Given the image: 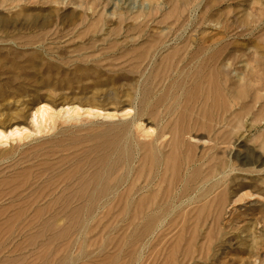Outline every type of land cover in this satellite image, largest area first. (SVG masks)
I'll return each mask as SVG.
<instances>
[{"label":"rangeland","instance_id":"rangeland-1","mask_svg":"<svg viewBox=\"0 0 264 264\" xmlns=\"http://www.w3.org/2000/svg\"><path fill=\"white\" fill-rule=\"evenodd\" d=\"M145 105L157 119L130 125L126 169L99 174L135 199L90 198L111 153L96 146ZM0 132V264H264V0H0ZM48 181L72 193L40 198Z\"/></svg>","mask_w":264,"mask_h":264},{"label":"bare ground","instance_id":"bare-ground-1","mask_svg":"<svg viewBox=\"0 0 264 264\" xmlns=\"http://www.w3.org/2000/svg\"><path fill=\"white\" fill-rule=\"evenodd\" d=\"M206 57V56H205ZM21 59V58H20ZM198 60V59H197ZM23 61L25 62V61H27V62H31V60L30 59H23ZM52 61V60H51ZM14 64H17L16 63V61H12ZM18 62V61H17ZM192 62V61H191ZM190 62V63H191ZM212 64V63H211ZM217 65V64H216ZM51 66V65H50ZM53 66V65H52ZM190 66V65H189ZM185 67V66H184ZM50 68H52V67H50ZM190 68H192V67H190ZM184 69V68H183ZM215 69V68H214ZM43 70H50L49 69V67L46 65L44 68H43ZM206 70V69H205ZM216 70H219V69H217L216 68ZM221 70V69H220ZM219 70V71H220ZM59 71V70H58ZM182 71V70H181ZM223 71V70H222ZM221 71V72H222ZM188 72V71H187ZM189 72H191V71H189ZM208 72V71H207ZM221 72L220 73H218V75H220L221 74ZM51 72H49V74H50ZM53 73V72H52ZM202 73V72H201ZM207 74H209V73H207ZM217 75V74H216ZM221 75H223V72H222V74ZM200 78V77H199ZM209 78V77H208ZM207 77H206V79H208ZM205 79V80H206ZM214 80V79H213ZM217 80V79H216ZM195 81V80H194ZM206 81H208V82H206L207 83V85L209 84V80H206ZM72 83H74V82H72ZM39 84H41L42 86H49L50 87V89H54V88H58V89H60V88H62L64 85H61L59 82H56V83H53L52 81H50V76H48V79H44V80H42V81H40L39 82ZM193 85V84H192ZM206 87V86H205ZM211 87V86H210ZM208 88H209V86H208ZM23 89L24 90H26V87L25 86H23ZM48 90H49V88H47ZM201 89V88H200ZM178 90V89H177ZM183 90V89H182ZM206 90V89H205ZM204 90V91H205ZM215 90V89H214ZM50 91V90H49ZM159 91V90H158ZM184 91V90H183ZM240 91H241V89H240ZM50 92H53V91H50ZM180 93V92H179ZM205 93H208V92H206L205 91ZM3 94V93H2ZM1 94V95H2ZM52 94V93H51ZM203 94V93H202ZM200 95H201V93H200ZM206 95V94H205ZM205 95H204V97L202 98V99H204L205 98ZM220 95H221V93H220ZM232 95V94H231ZM181 96V95H180ZM203 96V95H202ZM148 97V96H147ZM153 97V96H152ZM186 97V96H185ZM209 97V96H208ZM223 97V96H222ZM44 98V97H43ZM141 98V97H140ZM214 98V97H213ZM40 99V98H39ZM181 99H182V97H181ZM79 100V99H78ZM96 100V99H95ZM185 100V99H184ZM55 101V100H54ZM53 101V102H54ZM63 101V100H62ZM205 101V100H204ZM209 102V101H208ZM133 104H134V102H133ZM136 104V103H135ZM92 107V106H91ZM108 107V106H107ZM134 107V106H133ZM102 108V107H101ZM201 108V107H200ZM76 109V108H75ZM175 109H177V108H175ZM223 109V108H222ZM98 111H100V110H97V112ZM130 111V110H129ZM134 114L132 115V117L130 118V120L129 121H127V122H125L124 123V126H122L121 127V129L120 130H117L116 132H115V134H113L110 138H107V137H105L102 141H101V143L98 145V146H96V148H99V149H104V150H108V149H110L111 150V153L110 154H105L104 156H102L100 159H99V162H98V165L101 163V171L99 172V173H97V174H95V178H94V180H95V184L97 183L100 187L98 188V190H97V192H95V193H93L92 195H90V198H92V197H97V198H104V199H107L108 198V195L110 194L111 195V193H113V199L114 198H118V199H120V198H125V199H127V200H132V199H135L134 198V196H132L131 194H129V193H127L128 191H126V194H125V196L124 197H122L121 196V194L120 195H118V193H117V191H116V189L118 188V187H120L122 184H123V182H126V180H125V176L126 175H123V174H121V175H118L116 178H115V180H112L110 183H107V186L106 185H104L105 184V182L108 180V179H105L104 181H103V179H104V176L102 175V174H104V173H102L101 175H99L101 172H103V171H105V172H107L108 173V175H109V177L108 178H110V177H112L114 174H115V172L116 171H118L119 170V168L121 167V163H119V162H121L122 161V163H123V165L125 166V169H126V167H127V165H128V163H129V159H130V152H129V147H128V143L129 142H131V135H130V129H129V127H130V125H132L135 121H138V120H142L143 119V117L144 116H147L149 119H151V120H156L157 119V115L154 113V108H151V107H148L147 105H145L144 106V108H142V109H137V108H134ZM190 111V110H189ZM208 111V110H207ZM78 112V111H77ZM86 112V111H85ZM220 112V111H219ZM37 113L39 114V117H40V119H41V122H42V120H44L45 118H46V116H49V113H50V109L49 108H47L46 106H44V107H40L38 110H37ZM66 113L68 114V111H66ZM9 115V114H8ZM72 115V114H71ZM6 116V115H5ZM97 116H102V115H100V114H98ZM128 116V115H127ZM170 116V115H169ZM107 117V116H106ZM168 117V116H167ZM215 117V116H214ZM219 117H221V116H219ZM37 118V117H36ZM121 118V117H120ZM76 119V118H75ZM96 119H97V117H96ZM166 119V118H165ZM214 119V118H213ZM92 120V119H91ZM189 121V120H188ZM187 120H184V121H182V127L181 128H179V129H176V128H174V130H172V131H175V132H173V134L170 132V136H171V141H170V143L172 144V145H174V144H176V142H177V140L179 139V137L180 136H185V134H186V129H185V123H187L188 122ZM192 121V119H190V122ZM219 122V121H218ZM161 123V122H160ZM201 124V123H200ZM91 125V124H90ZM105 125V124H104ZM135 125V124H134ZM142 125V124H141ZM191 125H194V124H191ZM191 125H189L188 126V134H189V137H192V132H194L195 133V131H192V126ZM219 125V124H218ZM148 126H150V125H148ZM101 127V126H100ZM168 127V126H167ZM204 127V126H203ZM97 129V128H96ZM135 129V128H134ZM197 129H199V128H197ZM138 130V129H137ZM155 130V129H154ZM153 131V130H152ZM111 132V131H110ZM154 133V132H153ZM208 133V132H207ZM12 136L13 135H15V136H20L21 135V133L18 131V130H15V132H13L12 134H11ZM110 135V134H109ZM130 135V136H129ZM165 135V132L163 131V129H160L153 137H152V140H151V142H150V144H153V145H155V143H157V141L160 139V138H162L163 136ZM152 136V135H151ZM209 136V135H208ZM200 137V136H199ZM202 137V136H201ZM210 137V136H209ZM208 137V138H209ZM3 138H6V136H4V134L2 133V132H0V140L1 139H3ZM138 138V137H137ZM133 139V138H132ZM185 139H186V137H185ZM2 141V140H1ZM169 141V140H168ZM190 141V140H189ZM86 144V143H85ZM133 144V143H132ZM158 145V144H157ZM166 145V144H165ZM135 146V145H134ZM120 147H122V149L120 148ZM147 147V146H146ZM157 147V146H156ZM155 147V148H156ZM163 147V146H162ZM185 147V146H184ZM43 149H45V148H43ZM143 149H145V148H143ZM177 149V148H176ZM140 150V149H139ZM146 150V149H145ZM135 153V152H134ZM136 153H137V151H136ZM20 155V154H19ZM134 155V154H133ZM162 155V154H161ZM171 155H174V153H172ZM13 156V155H12ZM158 156H160L159 155V153L158 152H153V151H149V152H147L145 155H144V163H146L147 165V167H146V170H147V172L144 174V175H146L145 176V184H146V187L147 186H151V184L153 183V182H156L155 183V186L157 187V190H155V191H151V192H149L148 194H146V195H143L142 196V201L145 203V204H147L148 206H150V205H152L153 207H151L152 209H150V211L148 212V214L149 213H151V212H155L156 210H158L159 209V206H160V203H159V205H157L156 204V202L158 201V198L159 197H161L162 196V194H161V191H160V188H161V185H162V183H163V175L161 174V172H160V165H161V160H160V158L158 159ZM175 156V155H174ZM197 156V155H196ZM176 157V156H175ZM25 158V157H24ZM138 158V157H137ZM30 159V158H29ZM112 159H114V162L111 164V165H109V163H110V161H112ZM163 159V158H162ZM137 160V159H136ZM164 160H165V158H164ZM168 160H170L169 159V157L166 159V162L168 161ZM184 160V159H183ZM194 160H196V159H194ZM42 161V160H41ZM74 161V160H73ZM133 161V160H132ZM199 161V160H198ZM205 161V160H204ZM40 162V161H39ZM165 162V161H164ZM200 162V161H199ZM3 163V162H2ZM8 163H10V162H8ZM24 163V162H23ZM29 163V162H28ZM185 163V162H184ZM193 163V162H192ZM191 163V164H192ZM198 163V162H197ZM92 164H94V163H92ZM179 165V161H178V159H177V157L175 158V160H174V162H173V168H172V171L174 170V166L175 165ZM165 165V164H164ZM190 165V164H189ZM188 165V166H189ZM196 165V164H195ZM10 166V165H9ZM15 166V165H14ZM35 166V165H34ZM140 166V165H139ZM6 167V166H5ZM4 168V167H3ZM39 168V167H38ZM129 168H130V166H129ZM129 168H128V173H129ZM145 168V167H144ZM187 168V167H186ZM205 168V167H204ZM106 169V170H105ZM162 169V168H161ZM25 170H26V168H25ZM29 170H31V168H29ZM74 170H75V168H74ZM141 170V168H139V171ZM187 170H188V168H187ZM23 171H24V167H23ZM27 172V171H26ZM186 172V171H185ZM194 173H193V175L194 176H196L197 175V170L195 169L194 171H193ZM41 173V172H40ZM56 173V172H55ZM131 173V172H130ZM200 173V172H199ZM17 174V173H16ZM19 174H21V173H19ZM25 175V174H24ZM27 175V174H26ZM5 176V175H4ZM99 176H101V179L99 178ZM9 177V176H8ZM20 177V176H19ZM25 177V176H24ZM63 177V176H62ZM138 177V176H137ZM14 178V177H13ZM40 178V177H39ZM60 178V177H59ZM64 178H66V177H64ZM142 178V177H141ZM5 179V178H4ZM9 179H11V178H9ZM62 179V178H61ZM99 179H100V182H99ZM128 179V178H127ZM138 179H139V177H138ZM175 179H176V174H174V173H172V175H171V180H172V184L174 183V181H175ZM3 180V179H2ZM13 180V179H12ZM21 180H23V179H21ZM24 180H25V178H24ZM69 180H71V179H69ZM91 180V179H90ZM82 181V180H81ZM129 181H130V179H129ZM211 181V180H210ZM9 182V181H8ZM198 182V181H197ZM5 183V182H4ZM47 184L45 185V188L44 189H42L41 191V193H43V194H41V196H40V194H39V196H40V198H42V197H45V199H50V201L51 200H59V199H62V198H66L67 196H69L71 193H72V188H73V186H72V183H70V182H63V183H52V182H50V181H48V182H46ZM90 181H88V183H86L85 182V184H86V186L88 187L90 184ZM207 183V182H206ZM28 184V183H27ZM27 184L24 182V183H22V184H20V185H18L17 187H15V191H18V193L19 194H21L23 191H26L27 190ZM125 184V183H124ZM138 184V183H137ZM168 184H169V182H168ZM109 185L111 186V188L112 189H114L115 191H111L110 193H109V191L107 190V188L109 187ZM130 185H132V183L130 184ZM205 185V184H204ZM8 186H10V183H9V185ZM12 186H14V185H11V189H12ZM180 186V185H179ZM168 187V186H167ZM201 187V186H200ZM8 188H10V187H8ZM129 188H130V186H129ZM133 188V187H132ZM180 188V187H179ZM120 189V188H119ZM123 189V188H122ZM127 190V189H126ZM167 190V189H166ZM197 190V189H196ZM200 190V189H199ZM10 191V190H9ZM12 191H13V189H12ZM141 191V190H140ZM177 191V190H176ZM179 191V190H178ZM29 192V191H28ZM27 192V193H28ZM119 192V191H118ZM167 193V192H166ZM195 193V192H194ZM1 195V194H0ZM8 195V194H7ZM27 195V194H26ZM29 195V194H28ZM74 195V194H73ZM75 196V195H74ZM78 196H80V195H78ZM167 197V196H166ZM75 198V197H74ZM183 198V197H182ZM140 199V198H139ZM169 199V198H168ZM205 199V198H204ZM4 200V199H3ZM167 200V199H166ZM202 200V199H201ZM14 201V200H13ZM34 201V200H33ZM97 201V200H96ZM109 201V200H108ZM124 201H126V200H124ZM105 202H106V200H105ZM128 202V201H127ZM126 202V203H127ZM165 202V201H164ZM1 203V202H0ZM110 203H111V201H110ZM7 204V203H6ZM18 204V203H17ZM32 204H33V202H32ZM80 207V206H79ZM4 208V207H3ZM82 208V207H81ZM98 208V207H97ZM148 208H150V207H148ZM148 208L146 207V210L148 211ZM16 209V208H15ZM38 210V209H37ZM52 210V209H51ZM2 211V210H1ZM49 211V210H48ZM97 211V210H96ZM160 211V210H159ZM158 211V212H159ZM37 212V211H36ZM51 212V211H50ZM71 212V211H70ZM90 212H92V213H94V211H86V213H90ZM152 214V213H151ZM57 215V214H56ZM37 216V215H36ZM83 216V215H82ZM23 217V216H22ZM21 217V218H22ZM20 218V217H19ZM44 223V222H43ZM30 224V223H29ZM27 227V226H26ZM47 227V226H46ZM48 229V228H47ZM7 230H9L10 231V229H7ZM27 230V229H26ZM1 231V230H0Z\"/></svg>","mask_w":264,"mask_h":264}]
</instances>
